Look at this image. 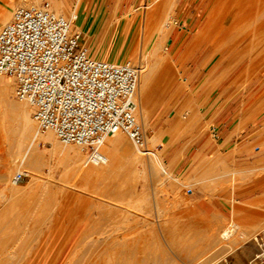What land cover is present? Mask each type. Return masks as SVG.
<instances>
[{
  "label": "rangeland",
  "instance_id": "1",
  "mask_svg": "<svg viewBox=\"0 0 264 264\" xmlns=\"http://www.w3.org/2000/svg\"><path fill=\"white\" fill-rule=\"evenodd\" d=\"M55 1L60 4L58 14L72 21L91 56L116 63L129 61L147 70L154 67L158 54L166 57L162 69L154 67L152 108L145 122L136 116L147 131L149 151L138 148L122 132L133 145L131 154L143 155L142 160L130 163V153L118 155L119 169H123L118 174L105 180L84 181L73 159L48 140L33 139L32 146H25L17 156L16 146L2 141L0 132V205L9 193L12 177L21 169L28 175L17 187L26 191L35 188L34 196L20 207L19 213L0 225V261L19 260L23 250H29L34 256L27 264H32L38 258L45 259L52 244L57 249L64 240L83 243L88 234L97 239V229L111 228L112 239L118 245L128 241L139 245L156 237L160 251L147 257H163L173 264H233L236 254L238 264H264V255L255 254L251 247L256 234L264 242V224L258 231L244 227L250 217H264V190L239 193L241 188L264 183V31L256 30V26L264 25V0H177L163 38L154 33L163 16V0ZM42 2H49L57 12L53 0H1L0 11L7 7L9 12L8 19L0 12V25L10 22L18 7ZM222 14L223 23L230 20L229 24L237 26L229 32L231 39L224 53L209 57L212 38L207 41L205 24L208 18L222 19ZM245 70L249 73L246 77ZM13 92L14 99L21 102ZM191 98L192 108H185ZM38 130L41 134L49 132ZM55 138L60 145L71 146ZM160 146L164 150L174 146L179 155L190 147H204L190 150L196 155L189 163L186 160L184 165H178L180 159H176L169 165L162 159L164 150ZM148 152L155 153L160 167L156 175ZM83 153L85 160L87 155ZM164 167L171 176L162 172ZM37 208L44 210L40 213ZM237 224L242 228L236 230ZM161 227L185 228L174 234L189 237L181 241L182 248L172 247ZM224 232H229L230 237ZM118 245L115 248L120 249ZM75 256L67 257L64 264L77 259Z\"/></svg>",
  "mask_w": 264,
  "mask_h": 264
},
{
  "label": "built area",
  "instance_id": "2",
  "mask_svg": "<svg viewBox=\"0 0 264 264\" xmlns=\"http://www.w3.org/2000/svg\"><path fill=\"white\" fill-rule=\"evenodd\" d=\"M0 74L16 80L15 96L31 105L40 130L93 163L105 162L101 145L118 131L146 148L147 131L135 116L139 68L91 56L72 21L49 2L20 6L0 25ZM24 177L17 172L12 183Z\"/></svg>",
  "mask_w": 264,
  "mask_h": 264
},
{
  "label": "bare ground",
  "instance_id": "3",
  "mask_svg": "<svg viewBox=\"0 0 264 264\" xmlns=\"http://www.w3.org/2000/svg\"><path fill=\"white\" fill-rule=\"evenodd\" d=\"M176 1L177 0H163V8H161V9H163L162 10L163 11L162 12L163 13L162 14L163 16L161 17V19L158 18L159 20H158L157 26H156V28L154 30L155 35H157L158 37L163 38L165 35H167V30H168L167 28L169 27V25L171 23V21H170V13H171L174 5L176 4ZM34 2H35V0H34ZM53 3H54V6H55V9L57 11L56 13H59L60 12V4H59V2L53 0ZM212 7H214V6H212ZM154 11L157 12V9L154 10ZM210 11L213 12L215 10L211 9ZM8 12L9 11H8L7 7L1 12V14H3V16H4V19H8ZM209 15H210V13H209ZM217 15L218 14L216 13L215 16H217ZM223 16H224V14H222V17ZM148 17H150V16H148ZM154 18H157V17L155 16ZM145 21L147 22V20H145ZM229 21L230 20H228V22L226 21L227 23H223V22H225L224 21V17L222 19L215 18L212 21H211V19L208 18V20H207V22L205 24L206 25L205 26V29H206V32H207V35H208V39L207 38L206 39L208 41L209 39L212 38V41L210 43V51L208 53L209 57L210 56H215L216 54H222L227 49L228 44H226V43H228V41H230V39H231V34H229V32H230L231 29L234 30L236 28V26H237L236 24H233L234 26L231 25L232 23H231V21L230 22ZM152 22H153V20H152ZM229 23H231V24H229ZM147 26H148V24H147ZM144 27H145V22H144ZM256 27H257L256 30L258 32H263L264 31V25L261 24V25L256 26ZM148 29L149 28L147 27V30ZM149 31H151V30H149ZM151 32H153V31H151ZM146 33H147V31H146ZM259 36H260V34H259ZM200 37H201V35L198 37V39H200ZM244 38L246 39V37H244ZM254 38H256V37L254 36ZM204 39H205V37H204ZM263 39H264V36L261 39V44L263 42ZM158 40H160V38H158ZM254 43H255V41H254ZM195 45H196V43H195ZM230 50H231V48H230ZM236 51H237V49H236ZM155 53H154V56H155ZM251 53H252V51H251ZM93 57H96V56H93ZM184 58H185V56H184ZM232 58H233V56H232ZM243 59H244V57H243ZM222 60H223V58H222ZM156 61H157L156 63L154 62L155 63L154 64V67L155 68L162 69V65L166 62V57L159 56V54H158ZM223 61H221V62H223ZM154 67L153 68H150L148 70L147 69H143V68L142 69L139 68L140 75H139L138 89H137V106L135 108V112H136V115L135 116H138L140 118V120H142L143 122H145V120L147 118L148 109H151L152 108L149 105H150V102H152L151 100L153 98L152 97L153 80L156 77V72L154 70ZM255 70H256V68H255ZM253 72H254V70H253ZM243 74H244V76L245 75H247V76L249 75V73L246 70H245V72ZM241 77H243V76H241ZM15 88H16V80L9 79L4 74H1L0 75V132H1V140L2 139H3L2 141H6L7 140L9 144L16 146L17 156L19 154H21V151H22V149L25 146H29V147L32 146L33 139H35V138H40L41 139L42 138V139L48 140L51 143V145H53L55 147V149L56 148L59 149L60 152L63 155H65V156L73 159L72 160L73 161V164H74L75 167H77V170H78L77 172H78V174L82 175L81 177L84 178V181H89L91 179L92 180H94V179L95 180L96 179L97 180H105L108 177H111L113 175L118 174L120 170H123L121 168L119 169L118 155H130L131 154L130 150H132L131 148H132L133 145L130 142V140L122 133V131H118L115 134L110 135L109 137L107 136L105 138L104 142L102 143V145H101L102 152L101 153H102V155L105 158V162L104 163H99V164L93 163L91 160H89L88 156H87V159L84 160L81 149H78L76 147H73L72 145L71 146H63V145H60L58 143V141H56V138H55L56 136H55V134L52 131H49L46 134H41L39 132L38 127H37V123L34 120V116L32 117L33 108L26 101L19 102V101H16L14 99V97H13L14 92L13 91H15ZM193 103H194V100L191 98V99H189V100H187L185 102V105L184 104L183 105H184L185 108H192ZM2 131H3V133H2ZM160 135L161 134H159L158 136H160ZM162 135H164V134H162ZM3 136H5V138ZM155 138H157V136H155ZM35 141H36V139H35ZM29 147H27V148H29ZM148 148H149V146H148ZM146 151H149V149L146 148ZM153 153L154 152H152V153H149L148 152L147 154L149 156L150 163H151V166L150 167H152L153 174L156 175L159 172V168L160 167L158 165L156 156L154 155L155 153L154 154ZM142 156L143 155L133 154L132 153L131 154L130 163H135V162L138 163V161L142 160V158H143ZM217 157L219 158V156H217ZM220 160H221V156H220ZM6 164H5V166H6ZM29 165H31V163H29ZM123 166H124V164H123ZM136 166L137 165H135L133 169H135ZM14 167H18V164H15ZM125 168H126V165H125ZM33 169L35 170V168H33ZM18 172H21V173H24V174L28 175L27 171H24L22 169L19 170ZM134 172L138 173L136 170ZM162 172L165 175L171 176V172H170V170L167 167L162 168ZM122 174H123V171H122ZM38 175H40V173ZM38 175H36V176H38ZM3 177H6V176H1V178H3ZM124 177H126V176H124ZM131 177H133V176L131 175ZM36 178L39 179L38 177H36ZM126 178H128V177H126ZM10 183H11V187H8L7 188V189H9V193L7 192L8 194L5 195L4 201L0 205V225L3 222H6L5 221L6 219H8L9 221L12 220L11 217L14 218L19 213L20 207L27 200H29L30 198H32L31 196L34 193L33 191H35V188H31L30 190H27V191H26V189H20L21 187L19 188V187H17V184L14 185L12 183V179H11ZM44 183H46V181H44ZM257 184L255 186L252 185V187H248L247 186V187L241 188L240 189V192H239L240 195L250 194V193L254 192L256 190V188L261 189V190H264V183L261 182L260 184H258V186H257ZM54 185H56V184H54ZM45 187L49 190L47 184H45ZM40 188H42V187H40ZM60 188H61V186H60ZM55 190H58V189H55ZM41 191H43V190H41ZM61 191H60V193H61ZM46 192H48V191H46ZM143 199H145V197ZM138 203L141 204L140 201ZM157 203H159V202L157 201ZM41 204H43L42 206H44V203H41ZM54 205L56 207V204H54ZM39 206H38V208H39ZM42 206H41V208H44L47 205H45L44 207H42ZM44 209H41V211H43ZM39 211L37 212L38 214H39ZM41 211H40V213H41ZM45 211H47V210H45ZM42 213H44V212H42ZM48 218H46V219L48 220ZM249 219L250 220L246 222V224H245L244 227H248L250 230H257L258 231V228H261V226L264 224V217L263 218L262 217H259V216L258 217H250ZM45 224H47V222ZM235 227H236V230H238L239 228H242V226L241 225H238V224ZM116 228H114V229H116ZM110 229L111 228H107V229H105V228H103V229L102 228H99V229H97V230H99L98 231V235H99L98 238H100V240H101V244H99V245H102V248L100 247L101 249L98 248V242H99L98 240L99 239L98 238H97L98 240L97 239H94L92 237V235L89 236V234H88L89 237L87 235L83 237L84 239H86V240L83 239V241H82L83 243H77V242H72V241L71 242H69V241L66 242L64 240L62 242V244L57 249L54 248V245L52 244V246L49 248V251L47 252L48 254L46 255V258H45L46 260L45 259H42V258H40V259L38 258V259H36V261H33L32 264H64V263H66V258L67 257H71V256H75V255H78L77 256V259H75V257H76L75 256L74 257L75 260L69 261V264H173L170 260L164 259L163 257L162 258H159V257H156L154 255L153 256H150V257L149 256L147 257L148 254H151V255L153 253L157 254L160 251V248L161 247L159 248L160 244H159V242L157 243L156 237H155L154 241H149L147 239V241L142 242L139 245H136L134 242L132 243L131 241L130 242L128 241L126 243L123 242V244L121 242V244L118 245L112 239L113 238L112 236L114 235V233H112V230L113 229H111V231H110ZM183 229H185V228H180V229H175L173 227H163L162 228V230L164 232V237L167 239V241H169L171 243L170 245H172V247L174 246V247H177L178 248L181 245V241H184V238L185 237H187V238L189 237L188 235H183V234L176 235V234H174V231L175 230L183 231ZM116 230H117V233H118V229H116ZM43 231H45V230H43ZM256 233L257 232H255V234ZM224 235L228 238V237H230L231 234L229 232H226V233L224 232ZM249 235L250 234H248L247 236H249ZM257 235L258 234H256V237H254V243H253V246H251V247H252V250L254 251L255 254L256 253H261L259 256H262V255H264V242L261 243L262 239L258 238ZM41 236L42 235H40V237ZM127 239L128 238H126V241H127ZM184 244L185 243L183 242V245ZM115 245H118V247L120 246L121 248L120 249L119 248H115ZM44 246H45V244H44ZM79 247H83L82 250L75 251V250H77L76 248H79ZM180 247L182 248V246H180ZM30 249H32V248H30ZM33 254L34 253H32L29 250H26V251L23 250V252L21 253V258H19V260L17 259L15 261L11 262V261H9L7 259H2L0 261V264H27L29 262V260L31 258H33V256H34ZM142 255H144V257H142ZM235 256H236V258L233 260V262H231V261L230 262L233 263V264H238V262H239V259L238 258L239 257H238L237 254ZM239 256H240V254H239ZM61 257H63V259H61ZM246 260H247V258H246ZM227 262L228 261L223 262L222 264H228Z\"/></svg>",
  "mask_w": 264,
  "mask_h": 264
},
{
  "label": "crops",
  "instance_id": "4",
  "mask_svg": "<svg viewBox=\"0 0 264 264\" xmlns=\"http://www.w3.org/2000/svg\"><path fill=\"white\" fill-rule=\"evenodd\" d=\"M9 1L12 3H15V0H9ZM84 43L86 44V42H84ZM100 59H103V58H100ZM160 147H162V150H164L163 149L164 146H160ZM202 147H204V146H196V147L194 146L193 148L190 147L182 155H179L177 150L174 149V146H166V148L162 154V159L164 160V162H166V164H169V165L172 164L176 159H180L178 165H182L186 160L188 161L186 163H189L192 160V158L194 157V155H196V153L190 154L189 153L190 150L195 149V148H198V150H199V149H202ZM198 150H196V151H198Z\"/></svg>",
  "mask_w": 264,
  "mask_h": 264
}]
</instances>
